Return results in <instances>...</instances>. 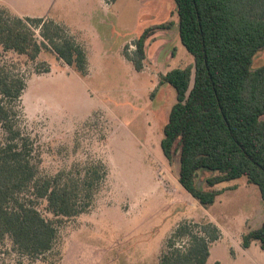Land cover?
<instances>
[{
  "label": "rangeland",
  "instance_id": "rangeland-1",
  "mask_svg": "<svg viewBox=\"0 0 264 264\" xmlns=\"http://www.w3.org/2000/svg\"><path fill=\"white\" fill-rule=\"evenodd\" d=\"M1 6L60 23L88 54L89 73L81 76L53 52L31 61L0 45V61L15 64L27 83L21 123L35 141L41 173L102 161L109 175L91 210L60 227L51 253L28 257L8 239L0 264H159L179 225L203 222L221 231L207 264H264L258 242L242 246L243 235L264 221L259 188L246 177L225 182L218 188H235L205 208L179 183V159L170 164L164 156L163 128L176 90L169 84L155 95L154 90L161 74L194 63L179 37L174 0H0ZM169 20L175 24L171 29L157 30L147 40L138 72L125 51L133 53L145 28ZM263 64L264 49L253 68ZM40 211L53 217L45 203Z\"/></svg>",
  "mask_w": 264,
  "mask_h": 264
},
{
  "label": "trees",
  "instance_id": "trees-1",
  "mask_svg": "<svg viewBox=\"0 0 264 264\" xmlns=\"http://www.w3.org/2000/svg\"><path fill=\"white\" fill-rule=\"evenodd\" d=\"M174 1L179 37L194 63L161 74L154 90L166 84L176 90L163 128L164 156L170 164L179 159V183L205 208L235 188L218 185L242 177L264 201V64L253 68L264 49V0ZM174 25L169 20L145 28L133 53L125 51L138 72L147 40ZM0 45L31 61L53 52L81 76L89 73L86 48L52 19L22 17L1 6ZM26 86L15 64L0 61V252L9 239L17 252L39 258L55 249L64 223L91 210L109 168L95 161L42 174L35 141L21 123ZM44 203L52 218L40 211ZM173 235L159 264H207L221 231L212 222L183 223ZM184 237L188 241L177 246ZM254 241L264 249V221L243 235V248Z\"/></svg>",
  "mask_w": 264,
  "mask_h": 264
},
{
  "label": "crops",
  "instance_id": "crops-1",
  "mask_svg": "<svg viewBox=\"0 0 264 264\" xmlns=\"http://www.w3.org/2000/svg\"><path fill=\"white\" fill-rule=\"evenodd\" d=\"M6 7H8V8H10L11 10H12V8L11 7H9V6H6ZM13 11V10H12ZM14 12V11H13ZM14 13H16V12H14ZM17 15H19V16H21L20 14H18V13H16ZM89 62V61H88ZM60 63H61V61H60ZM65 68H70L69 66H67L66 64H65ZM61 67H62V63H61ZM72 69V68H71ZM52 71L54 70V67H52V69H51ZM259 244V243H258Z\"/></svg>",
  "mask_w": 264,
  "mask_h": 264
}]
</instances>
